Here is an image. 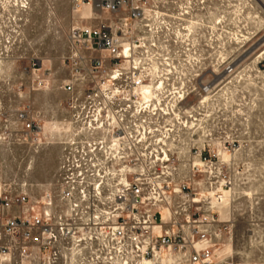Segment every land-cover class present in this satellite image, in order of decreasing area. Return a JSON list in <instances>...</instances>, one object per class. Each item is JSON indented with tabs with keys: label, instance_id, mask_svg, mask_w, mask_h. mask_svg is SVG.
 <instances>
[{
	"label": "built area",
	"instance_id": "built-area-1",
	"mask_svg": "<svg viewBox=\"0 0 264 264\" xmlns=\"http://www.w3.org/2000/svg\"><path fill=\"white\" fill-rule=\"evenodd\" d=\"M199 11L70 0L57 170L35 193L26 160L56 137L6 68L19 32H0V264H227L217 207L246 119L215 105L233 65L218 75Z\"/></svg>",
	"mask_w": 264,
	"mask_h": 264
},
{
	"label": "rangeland",
	"instance_id": "rangeland-1",
	"mask_svg": "<svg viewBox=\"0 0 264 264\" xmlns=\"http://www.w3.org/2000/svg\"><path fill=\"white\" fill-rule=\"evenodd\" d=\"M146 1L149 9H200V40L212 42L218 75L222 66L233 65L229 76L217 79L215 105L242 108L245 126L233 130L245 143L231 159L235 171H242L233 177L235 190L217 207L223 224L214 255L227 264H264V0ZM74 18L70 0H0V32H19L22 43L12 49L6 68L14 84L22 83V102L39 114L45 138L56 137L53 144L43 140L34 159L26 160L31 168L25 180L34 193L50 185L57 170L67 97L59 86L67 77V33Z\"/></svg>",
	"mask_w": 264,
	"mask_h": 264
},
{
	"label": "bare ground",
	"instance_id": "bare-ground-1",
	"mask_svg": "<svg viewBox=\"0 0 264 264\" xmlns=\"http://www.w3.org/2000/svg\"><path fill=\"white\" fill-rule=\"evenodd\" d=\"M88 8V7H87ZM89 9V8H88ZM84 12H86V13H88V11L87 10H85ZM84 12H83V15H84ZM222 206H225L226 205V203H222L221 204ZM221 207V206H220Z\"/></svg>",
	"mask_w": 264,
	"mask_h": 264
}]
</instances>
